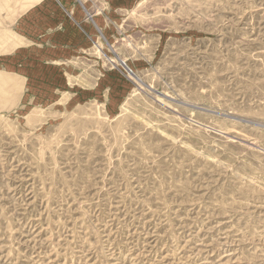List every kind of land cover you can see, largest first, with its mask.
I'll return each mask as SVG.
<instances>
[{"label": "rangeland", "instance_id": "rangeland-1", "mask_svg": "<svg viewBox=\"0 0 264 264\" xmlns=\"http://www.w3.org/2000/svg\"><path fill=\"white\" fill-rule=\"evenodd\" d=\"M0 264H264V0H0Z\"/></svg>", "mask_w": 264, "mask_h": 264}]
</instances>
